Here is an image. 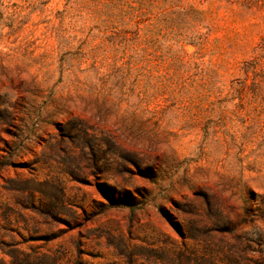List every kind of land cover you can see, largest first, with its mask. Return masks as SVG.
Returning a JSON list of instances; mask_svg holds the SVG:
<instances>
[{
    "label": "rangeland",
    "instance_id": "rangeland-1",
    "mask_svg": "<svg viewBox=\"0 0 264 264\" xmlns=\"http://www.w3.org/2000/svg\"><path fill=\"white\" fill-rule=\"evenodd\" d=\"M0 264H264V0H0Z\"/></svg>",
    "mask_w": 264,
    "mask_h": 264
},
{
    "label": "trees",
    "instance_id": "trees-1",
    "mask_svg": "<svg viewBox=\"0 0 264 264\" xmlns=\"http://www.w3.org/2000/svg\"><path fill=\"white\" fill-rule=\"evenodd\" d=\"M245 65L247 66L245 72L248 73V72L250 71V69L253 68V67H252L253 64H252L251 62H248V63H246ZM250 66H251V67H250Z\"/></svg>",
    "mask_w": 264,
    "mask_h": 264
}]
</instances>
